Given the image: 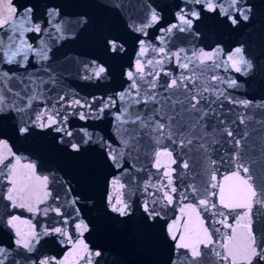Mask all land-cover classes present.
Masks as SVG:
<instances>
[{
    "label": "snow or ice",
    "instance_id": "6c2138e0",
    "mask_svg": "<svg viewBox=\"0 0 264 264\" xmlns=\"http://www.w3.org/2000/svg\"><path fill=\"white\" fill-rule=\"evenodd\" d=\"M102 4L125 15L128 27L144 37L148 28L165 22L160 11L145 5L147 13L137 24L139 0ZM175 7V22L159 28V46L137 40L136 57L122 72L126 83L120 90L84 97L69 87V81H107L112 75L110 66L99 60L63 50L77 39L76 29L86 25L87 18L80 16L73 24L59 6H51L41 22L32 6L18 9L13 0H0V185H5L0 199L6 209H24L33 219L41 218L33 223L7 211L0 217V232L12 233L10 243L0 240V264H67V257L57 260L42 254L49 242L73 244L87 253V264L102 256L83 240L91 227L82 208L92 201L85 197L82 202L80 193L73 194L71 180L57 172L37 175L35 162L21 164L22 157L3 138L5 125L25 138L54 133L53 139L72 153L95 146L105 163L118 170L108 181L106 201L108 210L120 218L132 216L133 188L142 192L139 207L146 222L162 219L165 208L191 197L195 203L189 201L180 212L187 211L189 220L195 214L199 230L193 237L187 223L182 232L178 219L167 223L168 238L174 242L170 264H215V258L227 264H264V229L258 239L253 227L255 217L264 218V101L231 95L228 90L238 89L240 81L215 71L223 68L249 76L258 65L243 43L227 51L220 44L207 49L195 44L201 36L199 25L208 20L240 25L250 20L252 7L247 0H180ZM173 36L187 46L168 47ZM106 44L113 53L125 51L118 38ZM169 64L178 71L167 70ZM226 104L244 111L230 119L226 114L234 109ZM253 109L260 111H249ZM73 114L85 122L111 117V136L87 127L74 129L69 123ZM148 157L152 167L165 168L163 180L153 183L149 177L138 182L137 173L146 168L137 164ZM172 165L184 175L196 172L200 179L178 188L173 179L177 168ZM222 166L229 174L221 172ZM125 178L127 184L122 182ZM235 209L244 210L237 220L245 222L242 233L227 223ZM201 212L208 216V226ZM21 224L28 225L27 230ZM216 224L232 229L227 243L214 239L221 231Z\"/></svg>",
    "mask_w": 264,
    "mask_h": 264
},
{
    "label": "water",
    "instance_id": "95a60500",
    "mask_svg": "<svg viewBox=\"0 0 264 264\" xmlns=\"http://www.w3.org/2000/svg\"><path fill=\"white\" fill-rule=\"evenodd\" d=\"M140 10L136 13V23L139 24L147 13V6H151L160 11L165 22L154 25L147 29L148 36L144 37L140 33L133 31L128 27V21L125 15L113 8L105 7L102 0H13L14 5L20 9L24 6H32L35 11V18L43 22L46 18V9L51 6H59L62 9L65 20H71L75 24L80 16L87 18L88 23L77 27V39L66 45L63 50L69 48L78 56L84 59H97L106 66H110L111 78L107 81H69V87L79 93L80 96L91 97L112 94L124 86L126 81L122 75L124 69L128 68L136 57L138 50V39L150 40L153 44L159 46L156 39L161 33L159 28L166 26L167 23H174L175 5L180 0H139ZM252 7L251 18L247 22H241L240 25L231 26L219 20H208L199 25L201 36L195 41L199 47L209 48L220 44L225 51L243 43L249 52V58L253 59L258 65L253 75L243 76L232 71H225L223 68L216 69L220 76H234L240 81L241 86L238 89H229L231 95L239 99H249L254 102L264 101V0H247ZM183 36L184 34H179ZM30 40L36 41V37L29 34ZM118 38L124 45L125 51L122 53H113L109 51L106 40ZM173 43L180 46H187L177 36H173L168 41V47ZM30 67H32L30 65ZM166 69L177 72L175 65H166ZM23 71L22 69L20 70ZM165 77L161 74V80ZM233 107V113H227L228 118H234L236 113L244 111L239 106L227 105ZM259 112L258 109L249 110ZM257 118H259L257 116ZM69 123L74 129L87 127L89 131H94L106 138L111 136L112 121L111 117L106 116L103 120L81 121L73 114L69 116ZM11 150L22 157L21 164L35 162L37 164L36 174L44 175L50 172H57L65 180H71V186L74 193L81 194V200L87 197L92 204L83 209L86 212L85 219L89 220L91 230L85 232L83 240L92 251L100 250L101 257L93 258V264H170V257L173 255L174 242L168 238L166 231L167 223L174 219L179 220V228L182 232L187 223L190 233L195 237L199 230V224L195 214L192 219H188V212H180V208L189 201L195 203L191 197L189 200L175 202L164 209L163 218L156 222H146L144 213L139 205L142 203V192L133 188L131 196L132 216L130 218H120L117 214L108 210L106 197L110 192L108 181L112 176L118 175V170L105 163L100 154L94 150L95 146L87 147V150L81 153H72L65 149L63 145L58 144L54 139V133L49 135H36L32 137H22L13 134L10 126H3ZM11 159V158H10ZM167 164V160L163 161ZM127 166V165H125ZM144 166L146 171L137 173V180L140 183L149 177L153 183L158 179L163 180L162 173L164 167L159 170L152 167L151 158H143L137 168ZM177 172L173 173L174 183L178 188L185 187L187 184L198 181L200 178L196 172L191 175L180 173L177 165ZM189 170H184L187 173ZM221 172L229 174L226 166L221 167ZM243 175V174H242ZM218 180L221 177L218 175ZM183 181V183L181 182ZM122 182L128 183L127 178ZM222 182V181H221ZM5 185H0V191H3ZM154 191V189H153ZM5 201L0 199V217L5 212H12L21 217L22 220H32L36 223L39 216L33 219V214L24 209H6ZM256 209H253L255 212ZM243 209L232 210L228 216L227 223L236 229L237 233L243 232L244 221L237 224V220L243 215ZM201 216L208 226V216L201 212ZM22 229L27 230L28 225L21 224ZM0 227H3L0 225ZM215 227L221 231L214 233V239L218 243H227L226 237L232 235V229L224 225L216 224ZM254 230L257 232V238L260 237L261 229H264V218H254ZM12 233L8 229L0 232V240L10 243L9 237ZM76 236L73 233V240ZM203 247V246H201ZM223 254L224 250L220 249ZM43 255L55 256L57 260H64L67 257V264H87V253L74 249L73 244H59L49 242L41 249ZM215 264H227L219 258H215Z\"/></svg>",
    "mask_w": 264,
    "mask_h": 264
}]
</instances>
